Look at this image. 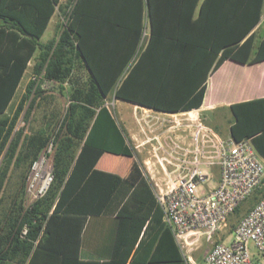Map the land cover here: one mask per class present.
Here are the masks:
<instances>
[{
    "label": "trees",
    "instance_id": "1",
    "mask_svg": "<svg viewBox=\"0 0 264 264\" xmlns=\"http://www.w3.org/2000/svg\"><path fill=\"white\" fill-rule=\"evenodd\" d=\"M56 13L57 34L42 42ZM262 18L264 0H0V264H186L146 180L133 187L95 168L104 153L132 154L106 100L198 109L224 61H264ZM45 82L66 100L65 114L26 133L39 101L52 98L43 97ZM230 110L233 140L264 131V99ZM50 143L53 181L26 207L30 166ZM90 218L104 228L84 259Z\"/></svg>",
    "mask_w": 264,
    "mask_h": 264
},
{
    "label": "built area",
    "instance_id": "2",
    "mask_svg": "<svg viewBox=\"0 0 264 264\" xmlns=\"http://www.w3.org/2000/svg\"><path fill=\"white\" fill-rule=\"evenodd\" d=\"M180 115L191 130L189 145L170 134L149 141L155 142L163 174L153 181V194L186 264H194L192 246L201 237L210 244L202 264H264V195L234 225L228 241L214 239L226 231L236 208L264 185V164L250 138L225 139L200 122L194 110ZM173 116L172 124L178 128L180 116ZM53 153L50 143L31 164L25 182L26 207L42 197L53 181ZM26 234L24 227L21 236Z\"/></svg>",
    "mask_w": 264,
    "mask_h": 264
},
{
    "label": "crops",
    "instance_id": "3",
    "mask_svg": "<svg viewBox=\"0 0 264 264\" xmlns=\"http://www.w3.org/2000/svg\"><path fill=\"white\" fill-rule=\"evenodd\" d=\"M257 99H264V61L239 64L226 60L209 76L203 103L201 107L194 110V114L198 117L200 115L202 121L207 119L213 130L221 137L228 139L231 138L230 125L233 122L230 107ZM116 101L120 100L116 99ZM128 104L131 106L129 115L120 118V122L116 121L121 126L126 143L131 149V156L104 153L95 168L102 172L116 174L133 187L144 179L153 191V181L161 180L163 174L154 153L155 142L149 140L154 136L165 138L167 134H170L171 137L177 138L181 144L187 146L190 144L191 130L186 127L187 122L184 118H180L181 123L178 128H174L172 124L173 115L181 117L180 114L183 112L166 113ZM219 111L221 113H218ZM205 123L208 124L206 121ZM170 127L171 130H169ZM250 140L264 164V131L256 133ZM148 222L149 219L146 224ZM103 228L104 224H101L100 219H89L80 250L82 258L87 259L94 255L97 250V240ZM154 232H150V235Z\"/></svg>",
    "mask_w": 264,
    "mask_h": 264
},
{
    "label": "rangeland",
    "instance_id": "4",
    "mask_svg": "<svg viewBox=\"0 0 264 264\" xmlns=\"http://www.w3.org/2000/svg\"><path fill=\"white\" fill-rule=\"evenodd\" d=\"M65 1H67V0H62V2H65ZM60 22H62V19L58 16V13H56L53 16L51 23L49 24V26L47 27L46 31L44 32V34L41 38L42 42H46V41H48L51 38L56 36L57 25ZM263 35H264V23L258 29L257 42L260 40V38ZM30 74H31V65L29 66V68H28V70L24 76V79L21 83V88L18 91L19 96L22 93V88L28 82ZM43 89L46 91L43 94V97L47 98L50 96L52 98H50V100L48 102L44 101L42 99L39 101V104L34 108L32 114H31V117L29 119L28 124H24L23 122H20L21 126L24 124L26 133H30L33 130L46 128V126L48 125V122L54 121V118H52L53 114L56 115V117L59 119L62 118L65 114V111L67 108L66 100L62 96L58 95L57 91L52 86H50V84L44 83ZM106 106L109 108V110L113 114L114 118L118 122H120L119 121L120 118L129 115V111L131 108V106L128 103L123 102V101H116V99L113 96H110L106 100ZM218 113H221V111H219ZM180 118H184V117H180ZM198 118L200 119V122H202L206 126L213 129L212 125L208 122L207 119L206 120L203 119V121H202L200 115ZM205 121L208 124H206ZM17 175H18V171H13L10 174L9 180H10L11 184H13L16 181ZM260 188H262V187H260ZM252 200L253 199L251 196L250 198L247 199V201L245 203L241 204L240 213L238 215H233L229 219L226 231L220 235L215 236L214 237L215 240H222V241L223 240H225V241L229 240V235H230V232L232 230V226L235 225L239 221V219L243 216L244 212L247 211L255 203V201L254 200L252 201ZM209 247H210V244L208 242H206L203 237H201L197 241V243H195V245L192 246V248H195L191 252V258L194 261V264H202V258L204 256V254L208 251ZM184 250L185 249H183V251Z\"/></svg>",
    "mask_w": 264,
    "mask_h": 264
}]
</instances>
